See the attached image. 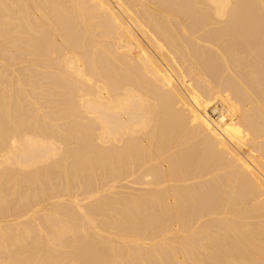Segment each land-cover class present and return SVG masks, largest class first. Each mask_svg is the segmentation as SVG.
Segmentation results:
<instances>
[{"label": "bare ground", "instance_id": "6f19581e", "mask_svg": "<svg viewBox=\"0 0 264 264\" xmlns=\"http://www.w3.org/2000/svg\"><path fill=\"white\" fill-rule=\"evenodd\" d=\"M0 264H264V0H0Z\"/></svg>", "mask_w": 264, "mask_h": 264}, {"label": "rangeland", "instance_id": "374dc122", "mask_svg": "<svg viewBox=\"0 0 264 264\" xmlns=\"http://www.w3.org/2000/svg\"><path fill=\"white\" fill-rule=\"evenodd\" d=\"M208 112L211 114L210 110H208ZM211 115H213V114H211ZM2 220H3V221H4V220H8V218H7V219H4V218H3Z\"/></svg>", "mask_w": 264, "mask_h": 264}]
</instances>
